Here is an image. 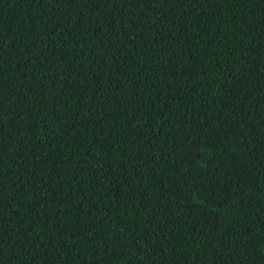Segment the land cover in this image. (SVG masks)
Masks as SVG:
<instances>
[{
  "label": "trees",
  "instance_id": "1",
  "mask_svg": "<svg viewBox=\"0 0 264 264\" xmlns=\"http://www.w3.org/2000/svg\"><path fill=\"white\" fill-rule=\"evenodd\" d=\"M0 264H264V0H0Z\"/></svg>",
  "mask_w": 264,
  "mask_h": 264
}]
</instances>
